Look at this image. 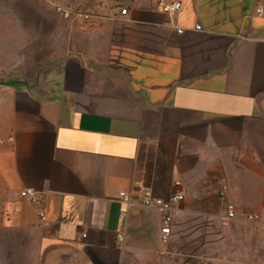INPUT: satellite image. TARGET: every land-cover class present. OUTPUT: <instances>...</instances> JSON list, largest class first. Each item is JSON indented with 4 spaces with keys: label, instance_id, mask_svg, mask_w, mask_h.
I'll use <instances>...</instances> for the list:
<instances>
[{
    "label": "crops",
    "instance_id": "obj_1",
    "mask_svg": "<svg viewBox=\"0 0 264 264\" xmlns=\"http://www.w3.org/2000/svg\"><path fill=\"white\" fill-rule=\"evenodd\" d=\"M173 2L178 13L161 12ZM258 8L130 0L85 11L89 22L57 15L37 44L50 58L29 67L16 53L25 46L6 53V40L39 35L0 31V264H262ZM27 188L43 196L46 222L21 198ZM144 190L184 197L166 242L157 209L120 198Z\"/></svg>",
    "mask_w": 264,
    "mask_h": 264
},
{
    "label": "rangeland",
    "instance_id": "obj_2",
    "mask_svg": "<svg viewBox=\"0 0 264 264\" xmlns=\"http://www.w3.org/2000/svg\"><path fill=\"white\" fill-rule=\"evenodd\" d=\"M130 0H0V15L5 18V23L0 25V31H5L11 35L13 32H27V34H44L45 32L52 31L55 18H59L55 12L56 5L73 6L75 8L87 11L95 16L103 15V12H107V9H121L124 8ZM102 11V12H99ZM10 37V36H9ZM44 36L39 35L38 39L29 40H13L8 39L7 47L9 50L6 53H11V49L25 46L23 50H17L19 55L25 54L28 62L25 65L28 67L32 64L31 61L38 59L39 64H43L50 58V51L46 48H38L37 44L41 42V38ZM33 38V37H32ZM16 43V45H11ZM12 54V53H11ZM9 59V55H6ZM11 67H14L12 65ZM256 217V216H253ZM247 222H260L261 217L258 220H250L248 216L245 217ZM236 250V248H235ZM236 255V254H235ZM231 259H237L231 255ZM231 264H238L237 261ZM264 264V262H262Z\"/></svg>",
    "mask_w": 264,
    "mask_h": 264
},
{
    "label": "built area",
    "instance_id": "obj_3",
    "mask_svg": "<svg viewBox=\"0 0 264 264\" xmlns=\"http://www.w3.org/2000/svg\"><path fill=\"white\" fill-rule=\"evenodd\" d=\"M182 8V4L180 2H173V3H167L160 7L161 12L166 14H175L178 13ZM55 12L57 15L61 16L65 20L70 19H78L85 22H89L91 20V14L83 11L82 9L75 8L73 6H63V5H56L55 6ZM127 10H123L122 14L126 15ZM257 15L264 16V9L258 8L256 10ZM197 30H201V27H196ZM179 33H183L182 30H179ZM20 196L23 200L32 203L36 206H38V215L42 222H46L47 220V214H46V208L44 205V198L43 196L35 191L32 188H27L21 191ZM137 198L125 193H120V198L122 199L123 203L132 206L135 203L141 204L144 207H150L157 209L161 215H162V224H161V240L163 242L168 241L169 237L172 234V224H173V209L174 206L181 202L184 197L182 195H175L170 197L169 199H160L155 198L153 196V193L150 190H144L140 195H135ZM227 216L226 220L230 221L236 218V209L233 205L227 204ZM126 215L123 214V217ZM248 219L250 220H258V216H248ZM123 237L120 238L121 241H123Z\"/></svg>",
    "mask_w": 264,
    "mask_h": 264
}]
</instances>
